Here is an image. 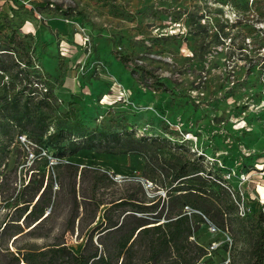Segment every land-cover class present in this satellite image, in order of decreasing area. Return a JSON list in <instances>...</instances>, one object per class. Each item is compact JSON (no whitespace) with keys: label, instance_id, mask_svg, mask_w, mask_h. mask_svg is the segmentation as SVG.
<instances>
[{"label":"rangeland","instance_id":"374dc122","mask_svg":"<svg viewBox=\"0 0 264 264\" xmlns=\"http://www.w3.org/2000/svg\"><path fill=\"white\" fill-rule=\"evenodd\" d=\"M27 74H37L42 93L55 97L54 106L43 109L50 133L76 122L120 140L59 158L15 129L0 163V227L14 213L39 156L48 162L40 169L45 183L53 177L59 205L36 236L13 244L14 232L2 233L0 264H16L18 248L39 249L55 238L82 252L105 208L96 224L81 228L77 221L71 230L72 195L61 182L67 187L75 172L56 169L70 161L80 172L108 173L116 196L156 203L162 222L187 215L191 242L209 252L196 264L252 263V245L264 228V0H0V100L26 89ZM140 139L146 146H136ZM2 143L8 145L6 138ZM172 154L204 159V172L189 185L223 211L224 228L221 218L212 221L168 193ZM88 176L83 186L77 178L79 202L95 174ZM102 197H108L103 190L97 192ZM154 242L159 246L157 237ZM135 250L140 262L169 264L167 253L150 258L146 238Z\"/></svg>","mask_w":264,"mask_h":264},{"label":"trees","instance_id":"16d2710c","mask_svg":"<svg viewBox=\"0 0 264 264\" xmlns=\"http://www.w3.org/2000/svg\"><path fill=\"white\" fill-rule=\"evenodd\" d=\"M25 80L26 89L15 93L8 92L4 99L0 100V163L7 159V149L15 142L16 128L20 129L18 135L25 134L26 140L28 139L39 149L45 151L53 148L59 158L75 156L82 147L88 151H96L103 143L120 140L119 135L108 136L102 132L89 131L84 125L76 122L63 123L62 127L50 133V116L43 109H51L54 106L55 97L49 90L42 93L44 85L37 74H27ZM25 91H28L27 96ZM2 138H6L7 146L2 143ZM134 142L136 146H146L145 139L134 140ZM170 158L168 167L172 176L168 193L178 194L184 207L190 206L208 216L212 221L215 218H221V228H224L223 211L209 199L205 192L201 191L199 186L189 185L196 175L204 172V159L187 161L175 154H172ZM34 165L36 169L32 170L35 172L15 198L17 205L14 213L12 215L8 213L0 227V235L9 231L14 232L13 237L16 238L13 244L25 235L36 236L47 223L54 219L59 205L58 193L53 192V177L49 176L45 183V171L40 169L48 166L45 157L39 156L34 161ZM56 169H73L75 172L74 181L67 187L61 182V190L66 189L72 195L67 220V223L71 224V230H74L77 221L81 228L96 224L99 212L105 208L101 221L89 233L86 245L80 254L71 251L63 239L55 238L52 243L39 249L18 248L16 264H149L148 260L143 262L137 260L135 246L140 238L148 240L153 250L150 258L155 259L160 254L157 249L160 246L164 253L159 256L167 253L169 264H196V258H203L209 253L205 248L191 242L193 239L190 226L183 224L187 215L162 222L163 211L158 212L156 203L148 205L135 195L116 196L114 192H110L109 190L116 186V182L108 173L88 168H83L80 172L79 166L73 161L68 164L59 163ZM89 173L95 174L92 184L86 190L82 189L89 194L82 193V200L79 202L76 191L77 178L83 186L89 178ZM101 190L106 192L108 197L97 199V192ZM92 206L93 209L89 211L88 208ZM79 208L83 211L80 212ZM200 219L203 220L201 217ZM24 228L28 231L25 232ZM161 229L162 237L159 231ZM186 231L189 234L186 235ZM96 234L98 246L94 244ZM156 237L160 240L157 247L154 246ZM133 251L135 252L131 254ZM125 254H128V257ZM173 254L176 256L174 260L171 259ZM251 258V264H264L263 227L252 245ZM161 262L162 260H157V264H162Z\"/></svg>","mask_w":264,"mask_h":264},{"label":"water","instance_id":"95a60500","mask_svg":"<svg viewBox=\"0 0 264 264\" xmlns=\"http://www.w3.org/2000/svg\"><path fill=\"white\" fill-rule=\"evenodd\" d=\"M48 212H50V210Z\"/></svg>","mask_w":264,"mask_h":264},{"label":"built area","instance_id":"2783aa9c","mask_svg":"<svg viewBox=\"0 0 264 264\" xmlns=\"http://www.w3.org/2000/svg\"><path fill=\"white\" fill-rule=\"evenodd\" d=\"M45 155H46V153H45Z\"/></svg>","mask_w":264,"mask_h":264}]
</instances>
